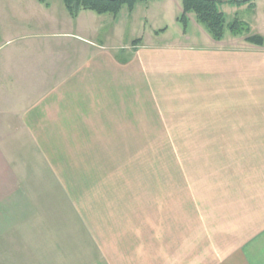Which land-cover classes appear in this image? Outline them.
<instances>
[{
    "label": "crops",
    "instance_id": "obj_1",
    "mask_svg": "<svg viewBox=\"0 0 264 264\" xmlns=\"http://www.w3.org/2000/svg\"><path fill=\"white\" fill-rule=\"evenodd\" d=\"M42 3L66 23L54 34L58 44L0 48V264H264L261 237L253 255L184 259L182 237L123 235L129 227L117 220L102 170L113 150L151 132L144 119L183 82L211 91L234 79L239 94L253 86L264 102V46L246 36L120 45L102 34L119 15L83 10L73 18L60 3ZM261 20L256 33L264 35Z\"/></svg>",
    "mask_w": 264,
    "mask_h": 264
},
{
    "label": "rangeland",
    "instance_id": "obj_2",
    "mask_svg": "<svg viewBox=\"0 0 264 264\" xmlns=\"http://www.w3.org/2000/svg\"><path fill=\"white\" fill-rule=\"evenodd\" d=\"M42 1L0 0V48H49L58 40L54 34L66 23L55 21ZM45 1L66 11L63 0ZM179 4L139 0L133 11L125 5L115 28L106 26L102 34L112 32L117 43L129 46L138 39L149 45L210 40L195 13L186 15V26L178 20ZM219 9L227 22L238 17L250 24V33L240 36L261 35L256 23L262 22L264 0H221ZM229 37L235 36L227 31L224 39ZM175 88L159 112L152 109L144 119L151 132L136 133L133 148L113 150L110 165H103L112 204L118 203L113 214L129 227L123 235L182 237L184 259L221 252L234 259L246 249L253 255L254 238H263L264 248V141L257 142L264 140V102H257L253 86L239 94L234 79L211 91L187 82Z\"/></svg>",
    "mask_w": 264,
    "mask_h": 264
},
{
    "label": "trees",
    "instance_id": "obj_3",
    "mask_svg": "<svg viewBox=\"0 0 264 264\" xmlns=\"http://www.w3.org/2000/svg\"><path fill=\"white\" fill-rule=\"evenodd\" d=\"M64 4L73 18H76L83 10H92L98 14H112L118 16L123 7L127 5L131 11L134 10L139 0H63ZM145 1V0H143ZM221 0H182L183 14L178 20L186 26V15L195 13L197 21L201 23L212 38L216 41H222L227 31L234 36L249 34L250 24L235 17L234 20L227 22V15L219 9ZM238 4L244 2L235 1ZM184 30H186L184 28ZM248 42L264 46L263 35H252L246 39ZM140 39L136 40L138 43Z\"/></svg>",
    "mask_w": 264,
    "mask_h": 264
},
{
    "label": "water",
    "instance_id": "obj_4",
    "mask_svg": "<svg viewBox=\"0 0 264 264\" xmlns=\"http://www.w3.org/2000/svg\"><path fill=\"white\" fill-rule=\"evenodd\" d=\"M235 1L248 2V1H252V0H235Z\"/></svg>",
    "mask_w": 264,
    "mask_h": 264
}]
</instances>
